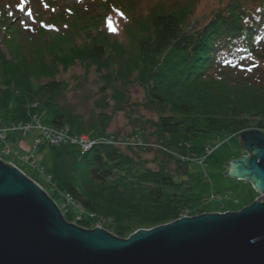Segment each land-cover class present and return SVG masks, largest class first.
Segmentation results:
<instances>
[{
    "label": "trees",
    "instance_id": "obj_1",
    "mask_svg": "<svg viewBox=\"0 0 264 264\" xmlns=\"http://www.w3.org/2000/svg\"><path fill=\"white\" fill-rule=\"evenodd\" d=\"M55 16L64 22L63 15ZM186 17V9L153 11L141 22L128 21L118 34L104 28L79 42L68 30L42 26L35 33L49 61L27 53L20 29L0 19V32H9L3 38L9 57L0 47V124L33 121V114L44 113L46 127L105 136L113 116L131 104L130 86L143 88L141 107L156 118L141 117L134 132L148 145L123 151L101 144L83 156L70 142L49 147L55 197L66 193L85 212L110 217L113 222L104 228L120 238L178 220L191 202L186 198L191 186L181 171L174 173L167 163L156 169L139 166L138 153L155 150L190 176V163L202 162L214 138L251 128L264 132V0H231L203 26L188 25ZM122 35L130 45L120 41ZM76 62L107 70L89 117L66 102L69 83L57 78L59 65L66 70ZM84 85L79 81L75 89ZM64 218L77 221L66 213ZM76 224L95 226L89 216Z\"/></svg>",
    "mask_w": 264,
    "mask_h": 264
},
{
    "label": "rangeland",
    "instance_id": "obj_2",
    "mask_svg": "<svg viewBox=\"0 0 264 264\" xmlns=\"http://www.w3.org/2000/svg\"><path fill=\"white\" fill-rule=\"evenodd\" d=\"M230 1L2 0L0 1V19H5L6 26L13 24L12 27L20 29V39L27 53L35 51L37 54L40 53L46 61H49L51 59L48 57L49 52H47L48 54L45 52L47 48L42 45L44 44L43 41L38 39L35 33L36 29L42 26L47 31L55 32L60 30L63 32V30H68V34L75 41L79 42L85 37V34L88 33L91 36H96L98 33L103 32L104 28L109 29L108 31L113 34L120 33L128 23L130 24L135 21L141 22L145 17H150L153 11L160 13L163 11H179V9H186V15L189 14V17H186L188 25L194 23L196 26H203L221 5H226ZM77 5L80 7H77ZM55 15H58L57 17L63 15L64 22L54 21L56 20ZM85 21L90 25L80 26V22ZM141 27L138 33H145L143 24ZM3 29L5 30V28ZM7 30L11 31L10 28ZM80 31L82 32L80 33ZM8 33L0 32V47L9 57L3 39ZM119 39L123 43H126L125 45L127 46L131 43L124 35L119 37ZM45 42H48V39ZM133 44L134 42H132L130 50L135 48ZM119 48L117 46L118 50ZM112 51L114 52L115 50L112 49ZM116 53L118 54V52ZM31 56H34V53H31ZM76 63L66 70L59 65L57 78L69 83V91L65 95L66 102L85 117H89L93 111L95 101L101 97L98 95L99 85H103L104 79L102 75L107 70L94 65H85L80 62ZM79 81L85 85L80 89H75V84ZM129 95L131 104L126 106L124 111H119L113 116L112 124L107 133L118 134L122 137H128L130 135V138L126 140L115 136V141L121 143L118 145L123 151H126L129 147H134V145L136 148H143V141L138 142L140 135H136L138 132H134V130L144 121L141 117L144 119L156 118L153 112L141 107V104L144 102L145 93L140 85L135 83L130 86ZM43 116L44 113L32 115L33 119H37L34 122L38 123V125L27 132V135L24 134V130H21L20 132H14L17 133L15 135L7 132L4 138H0V160L5 164L16 166L28 178L39 184L45 192H48V196L58 204L63 215L66 213L72 219L78 216H89L93 225H99L104 228V225L110 224L113 222V219L104 215L85 212L81 205L71 200L66 193H62L58 198L55 197L54 192L57 191L56 184L52 176L48 173V169L53 164V153L49 148L51 145L47 142L48 138L45 129L48 126L45 128L47 122ZM32 122L28 121V123ZM39 133L43 134L42 138L45 140L43 144H38L37 135ZM241 133L229 138H214L210 142L211 149L207 151V155H202V162L192 161L190 163V176L185 175L184 168H178L179 165L175 160L170 158L165 160L163 159L165 157H161L155 150L138 153L136 155L137 164L142 167L148 166L156 169L161 167L162 164L167 163L174 173L182 172V178L187 181L186 186H191L188 191L185 189L186 198H191V202L190 205L186 206L180 218L184 216H198L204 213L223 214L237 212L262 197V194L255 190L252 183L245 180H236L224 174L228 169L226 164L230 160H236L249 155L241 144ZM124 141H132L133 144L130 142L129 145L132 146H128ZM43 146L45 147L42 149Z\"/></svg>",
    "mask_w": 264,
    "mask_h": 264
},
{
    "label": "water",
    "instance_id": "obj_3",
    "mask_svg": "<svg viewBox=\"0 0 264 264\" xmlns=\"http://www.w3.org/2000/svg\"><path fill=\"white\" fill-rule=\"evenodd\" d=\"M240 139L249 155L230 160L224 174L252 183L261 199L128 238L67 222L39 184L0 160V264H264V132Z\"/></svg>",
    "mask_w": 264,
    "mask_h": 264
},
{
    "label": "built area",
    "instance_id": "obj_4",
    "mask_svg": "<svg viewBox=\"0 0 264 264\" xmlns=\"http://www.w3.org/2000/svg\"><path fill=\"white\" fill-rule=\"evenodd\" d=\"M36 120L37 119L34 118L32 123L21 122V123H17V124H9V125L0 124V138H4L5 134H7V132L14 133V132H20L21 130H24V132H25L24 134H26L34 126L38 125V123L34 122ZM39 128H40V125H39ZM45 128H47V127L45 126ZM45 130H46V135H47V138H48L47 142L51 146L52 145H57L58 146L60 144H66V143L70 142L71 144H77L79 150L81 151V154H83V155L85 153H87L89 150H91L95 145H97L100 142H105V143H109V144H115L116 143L115 145L121 144L120 142L115 141L114 137H111V138H109V137H101V138H98V139H91L90 137H88L86 135H74V134H71L68 130H59V129H55V128H52V127H48ZM37 140H38V144L39 143L43 144L45 142V140H42L41 137L37 138ZM139 142H142V141L139 140ZM142 145H144V144H142ZM209 149L210 148H208V150ZM71 200H73V199L71 198ZM82 217L83 216H78L75 219L77 221H80L82 219ZM76 222L74 221V224H76ZM96 226L100 227L99 225H96Z\"/></svg>",
    "mask_w": 264,
    "mask_h": 264
}]
</instances>
